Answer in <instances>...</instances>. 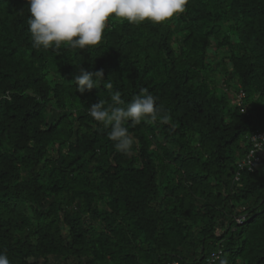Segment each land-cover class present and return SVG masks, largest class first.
Segmentation results:
<instances>
[{
  "label": "trees",
  "instance_id": "obj_1",
  "mask_svg": "<svg viewBox=\"0 0 264 264\" xmlns=\"http://www.w3.org/2000/svg\"><path fill=\"white\" fill-rule=\"evenodd\" d=\"M28 15L27 0H0V252L10 264H204L216 249L217 264H264V156L253 171L238 167L264 130V0H189L159 25L110 17L86 49L33 47ZM81 67L103 72L83 94ZM141 89L170 120L128 122L125 155L88 108L117 91L126 108Z\"/></svg>",
  "mask_w": 264,
  "mask_h": 264
},
{
  "label": "clouds",
  "instance_id": "obj_2",
  "mask_svg": "<svg viewBox=\"0 0 264 264\" xmlns=\"http://www.w3.org/2000/svg\"><path fill=\"white\" fill-rule=\"evenodd\" d=\"M188 3L189 0H27L28 31L32 45L37 49H55L61 45L80 49L92 48L101 43L110 17L134 25L145 21L159 25L184 13ZM94 77L102 79L103 72H90L81 67L80 74L75 77L76 90L83 94L94 89L99 82ZM229 98L233 99L232 95ZM111 100L113 103L107 107L103 101L92 104L88 112L104 129H110L108 137L114 142L115 149L122 154L131 155L135 143L125 126L128 122L135 126L145 120H159L161 123H168L170 120L169 115L160 114L156 97L147 89H141L140 94L135 95L126 108L120 107L124 102L119 91L111 95ZM242 100L243 95L240 94L234 98L232 104L237 105L243 113L245 108ZM249 140L252 148L238 167L253 171L260 156H264V130H255ZM249 161L253 162L252 166L248 164ZM238 177L239 172L234 180L237 181ZM246 218L243 215L237 216L234 221L237 226H242L246 223ZM221 255V249L207 253L204 264H208L212 256H215L212 264H217ZM0 264H10L4 252H0ZM166 264L187 262L170 261Z\"/></svg>",
  "mask_w": 264,
  "mask_h": 264
},
{
  "label": "built area",
  "instance_id": "obj_3",
  "mask_svg": "<svg viewBox=\"0 0 264 264\" xmlns=\"http://www.w3.org/2000/svg\"><path fill=\"white\" fill-rule=\"evenodd\" d=\"M249 165H253V162L249 161L248 162ZM215 256H212V258L210 260H208V264H212V262H214Z\"/></svg>",
  "mask_w": 264,
  "mask_h": 264
}]
</instances>
